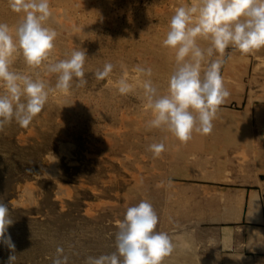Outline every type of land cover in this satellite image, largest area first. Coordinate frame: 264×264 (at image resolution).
<instances>
[{
    "label": "rangeland",
    "instance_id": "1",
    "mask_svg": "<svg viewBox=\"0 0 264 264\" xmlns=\"http://www.w3.org/2000/svg\"><path fill=\"white\" fill-rule=\"evenodd\" d=\"M49 2V26L58 32L51 59L84 49L88 83L50 94L27 128L13 122L0 132V201L9 206L13 222L5 235L15 245L13 251L0 243V264H7L10 255H15V264H52L58 246L69 264L114 252L117 221L141 200L150 202L159 217L156 231L168 233L176 244L162 264H214L202 243L192 247L187 241L178 244V239L223 226L216 219L225 221L222 216L234 211L228 202L238 190L208 180L218 158L200 147L205 135L193 133L190 141L181 143L171 133L146 127L151 112L132 72L137 64L151 67V78L166 94L175 53L162 41L176 7L188 0ZM20 19L8 0H0V22L15 26ZM231 55L222 76L227 68H244L249 74L264 63L260 49ZM106 62L115 65L113 73L97 81L93 73ZM121 63L135 85L128 95H120L115 87L123 75ZM13 67L32 71L22 58ZM36 71L54 86L55 75ZM223 111L219 108L217 115ZM158 142L165 143L166 151L154 158L148 148ZM233 207L236 212L243 205Z\"/></svg>",
    "mask_w": 264,
    "mask_h": 264
},
{
    "label": "clouds",
    "instance_id": "2",
    "mask_svg": "<svg viewBox=\"0 0 264 264\" xmlns=\"http://www.w3.org/2000/svg\"><path fill=\"white\" fill-rule=\"evenodd\" d=\"M8 6L21 19L15 26L0 22V132L13 122L27 128L50 94L67 93L88 83L84 49H73L64 59H51L58 32L49 26L53 18L49 0H8ZM162 46L175 53L166 94H161L151 78V67L137 64L132 68L142 88L141 98L151 112L146 127L171 133L181 143L190 141L193 133L209 135L220 106L230 95L221 69L232 59L231 52L247 55L264 47V0H188L176 7ZM17 58L32 71L15 69ZM120 67L123 75L115 87L120 95H128L135 85L129 82L126 66L121 63ZM114 68L106 62L93 75L103 81ZM38 69L55 75L54 86ZM148 150L159 158L166 151L165 143H152ZM158 221L147 200L127 208L123 220L117 221L116 250L88 256L85 264H162L176 244L168 233L156 231ZM12 222L8 204L0 201V243L14 251L11 237L5 235ZM15 260L10 255L7 264ZM52 264H69L63 247L56 248Z\"/></svg>",
    "mask_w": 264,
    "mask_h": 264
},
{
    "label": "crops",
    "instance_id": "3",
    "mask_svg": "<svg viewBox=\"0 0 264 264\" xmlns=\"http://www.w3.org/2000/svg\"><path fill=\"white\" fill-rule=\"evenodd\" d=\"M223 80L230 92L220 106L224 115L216 116L211 134L201 138L200 147L218 158L208 180L238 190L228 202L234 211L222 216L227 221L216 219L223 226L191 231L178 244L187 241L196 247L202 243L214 264L234 260L264 264V63L249 74L244 68H227ZM240 204L243 207L235 212L233 206Z\"/></svg>",
    "mask_w": 264,
    "mask_h": 264
}]
</instances>
